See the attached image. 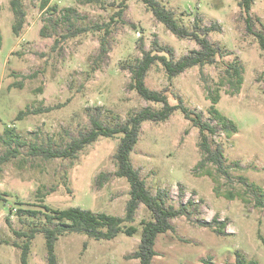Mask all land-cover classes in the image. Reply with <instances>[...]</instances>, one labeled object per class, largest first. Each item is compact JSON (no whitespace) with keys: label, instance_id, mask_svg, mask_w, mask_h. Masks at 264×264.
I'll return each mask as SVG.
<instances>
[{"label":"rangeland","instance_id":"1","mask_svg":"<svg viewBox=\"0 0 264 264\" xmlns=\"http://www.w3.org/2000/svg\"><path fill=\"white\" fill-rule=\"evenodd\" d=\"M158 1L187 28L195 19L204 27L218 25L220 31L210 33L208 40L220 51L221 61L241 66L243 83L233 91L220 64L189 69L169 84L160 64L150 68L147 88L168 89L171 102L182 101L217 129L208 140L212 148L220 146L223 162L220 172L203 162L198 131L179 112L162 123L142 124L131 154L134 168L152 195L163 193L174 208L187 206L185 216L170 220L172 231L157 236L152 264H235L237 254L264 264L263 53L246 31L240 0ZM100 2L50 0L41 9V0H22L26 16L15 37L10 0H0V157L8 150V140L22 144H11L18 154L3 166L0 177V264H20V249L13 244L20 246L25 239L16 232L43 225L44 206L124 216L129 187L114 176L117 138H99L74 160L32 157L29 147L63 148L90 128L91 117L114 125L142 108L159 109L129 90V67L154 40L172 48L175 59L198 49L193 41L168 32L137 0ZM121 4L123 15L114 18L108 53L98 61L103 31L70 34L108 23ZM250 14L254 32L264 34V0H253ZM212 98L236 132L226 135L212 119ZM46 108L52 110L17 119L20 111ZM150 219L140 205L131 223L138 230L132 237L94 241L63 235L55 244L56 264H138L130 256L139 244L140 223ZM213 220V229L200 225ZM28 264H48L41 234L30 243Z\"/></svg>","mask_w":264,"mask_h":264},{"label":"trees","instance_id":"2","mask_svg":"<svg viewBox=\"0 0 264 264\" xmlns=\"http://www.w3.org/2000/svg\"><path fill=\"white\" fill-rule=\"evenodd\" d=\"M141 3L152 16L165 29L181 40L193 41L198 49L191 50L188 54L181 56L178 59L174 58V50L168 46H160L156 40L153 41L149 51H141V57L136 59L129 67L130 82L128 88L146 102L160 105V108L153 110L149 107L131 112L124 122H117L114 125H104L97 117L90 118V128L87 131L79 133L76 138L71 139L63 148H52L50 146L43 147L31 145L29 147V155L32 157H41L44 160L63 159L74 160L79 152L87 146L95 143L99 138H117L119 140L114 160L116 170L114 176L119 179H124L129 187L128 200L125 205V213L123 217H116L104 213H94L89 210H84L79 207H71L64 210L51 209L44 206L45 223L41 226H32L27 232L16 234L22 237L24 242L19 246L14 242V247L20 249V264H28V255L30 251V243L37 234H41L45 240V248L47 253L48 264H56L55 244L59 237L67 234L84 235L94 241H111L118 235L132 237L137 233V228L132 226L135 214L140 205L150 213L149 221H142L140 224V240L136 251L130 256L131 259L137 260L138 264H152L153 258L157 255L154 246L158 235L172 231L170 220L186 215L187 206L182 205L179 208L168 206L166 196L157 192L152 195L146 186V182L140 177L131 161V154L138 143L142 124L145 122L162 123L167 121L175 112L181 113L183 118L198 131L199 148L202 151L204 158L203 162L213 164L220 172L223 167L222 153L220 146L214 148L209 143V136L217 134V129L210 122H205L200 113L184 106L182 101L177 100L171 102V94L168 89L162 91H153L147 88L145 79L150 68L155 64H160L168 84L173 79L184 73L185 71L198 67L221 65L224 73V79L227 85L237 92L243 83L242 68L237 62L221 61L220 51L208 40V35L212 32H219L218 25L213 24L208 27L201 25L200 21L194 20L191 28H187L177 22L174 13L168 10L158 0H137ZM50 0H41L40 8H46ZM87 4H98L100 0H85ZM253 0H240L238 7L241 10L242 17L245 23L246 31L249 35L256 38L259 49L264 56V34L254 32V21L250 14ZM10 8L14 15V23L11 31L15 37H18L23 25L26 13L23 8L22 0H10ZM124 5H119V11L116 12L110 21L102 25H94L92 27H82L71 32L70 36L95 31H103L100 39L98 61L108 53V37L111 34L114 18H122ZM1 48V36H0ZM217 99H211L209 113L212 119L217 120L226 135L236 132V126L232 121L221 116L215 105ZM52 108L44 110L37 109L35 111H20L17 119L27 114H35L51 111ZM16 147H21L22 144L15 140H8L6 146L8 150L0 157V177L3 171V166L10 162L12 158L18 154L15 148L12 149L11 144ZM202 162V163H203ZM225 173V172H223ZM1 195V194H0ZM189 204V203H188ZM32 217L36 216L35 212H28ZM53 222L58 225L51 227ZM216 222H201L200 225L206 228L213 229L212 223ZM222 229L225 223L218 224ZM215 233L222 234L220 230L215 229ZM263 241V240H262ZM264 243V241H263ZM204 264H209L207 261ZM235 264H252L246 261L241 255H236Z\"/></svg>","mask_w":264,"mask_h":264}]
</instances>
